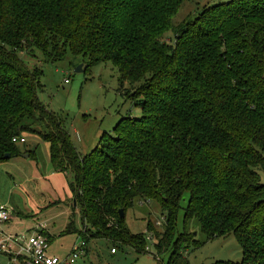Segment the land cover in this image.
Returning a JSON list of instances; mask_svg holds the SVG:
<instances>
[{
	"label": "trees",
	"instance_id": "trees-1",
	"mask_svg": "<svg viewBox=\"0 0 264 264\" xmlns=\"http://www.w3.org/2000/svg\"><path fill=\"white\" fill-rule=\"evenodd\" d=\"M183 1L0 0V161L20 154L13 136L48 142L52 170L71 175L80 215L81 227L71 221L63 233L77 231L85 243L107 238L146 253L125 212L151 199L165 217L160 231L146 223L158 264H189V249L205 243L178 230L181 208L183 223L197 220L206 240L238 241L240 261L212 264H264V0L206 3L175 23ZM35 50L50 62L70 51L84 72L110 62L141 115L122 116L79 154L39 100L40 70L22 57Z\"/></svg>",
	"mask_w": 264,
	"mask_h": 264
},
{
	"label": "rangeland",
	"instance_id": "rangeland-1",
	"mask_svg": "<svg viewBox=\"0 0 264 264\" xmlns=\"http://www.w3.org/2000/svg\"><path fill=\"white\" fill-rule=\"evenodd\" d=\"M221 1L228 0H184L176 11L174 22L188 18L197 7ZM166 36L167 43H171L172 34L168 32ZM22 57L31 69L36 72L40 70L39 100L58 114L81 155H86L101 142L103 132L112 134V129L122 116L141 115L140 106L133 104L127 96L129 83L120 82L117 67L110 62H100L84 72V61L70 51L64 58L54 62L46 61L40 50H35L32 55L24 51ZM80 65L81 69L77 71ZM23 135L26 143H18V148L24 154L0 161V203L12 211V231L21 235L38 231V228L46 229L54 234L49 242V253L59 258L65 257L71 252L73 244L82 240L77 231L63 233L66 224L71 221L76 230L81 227L79 209L73 206L67 185L71 175L52 170L46 142L32 133ZM26 150H33L34 154L25 157ZM261 178L264 180L263 172ZM183 197L182 207L187 202L186 193ZM178 212V230L185 227L194 233L196 239L205 242L197 249H189V264L242 259L241 247L232 234L206 240L198 221L191 219L184 224L182 208ZM125 214L130 232L144 233L146 253L107 238H91L86 242L83 252L75 258L74 264H158L151 255L154 251L151 244L154 241L153 231H147L146 223L150 221L154 230H162L165 217L160 205L151 199L145 202L135 199ZM147 234H150V239L146 238ZM111 248L115 252H111ZM161 259L166 261V254ZM4 261V257H0V263L5 264Z\"/></svg>",
	"mask_w": 264,
	"mask_h": 264
},
{
	"label": "built area",
	"instance_id": "built-area-1",
	"mask_svg": "<svg viewBox=\"0 0 264 264\" xmlns=\"http://www.w3.org/2000/svg\"><path fill=\"white\" fill-rule=\"evenodd\" d=\"M11 140L15 143L26 142L23 134L13 136ZM11 213L7 205L0 203V257H4L5 264H74L75 258L86 246L82 239L79 243L73 244L67 256L60 258L52 256L48 254L49 241L39 230L19 235L2 229V226L11 220ZM146 238L150 239V234H147ZM111 252H115V249L111 248Z\"/></svg>",
	"mask_w": 264,
	"mask_h": 264
},
{
	"label": "crops",
	"instance_id": "crops-1",
	"mask_svg": "<svg viewBox=\"0 0 264 264\" xmlns=\"http://www.w3.org/2000/svg\"><path fill=\"white\" fill-rule=\"evenodd\" d=\"M44 142H46V141H44ZM46 145H47V154H48V149H49V143L48 142H46ZM27 154H28V152H26ZM20 154H24V152L23 153H20ZM20 154H18V155H20ZM34 154V153H33ZM48 162H49V154H48ZM54 171V170H53ZM63 173V172H62ZM12 219V218H11ZM10 225H11V220H10V222H8V223H6L5 225H3L2 226V229L5 231V232H8V233H19V232H14V230L12 231L10 228ZM38 230H43V229H40V228H38ZM44 230H46V229H44ZM47 231V230H46ZM47 232H49V231H47ZM50 233V232H49ZM50 235L52 236V239L54 238V234H52V233H50ZM49 248H50V246H49ZM48 254H50L49 253V249H48ZM50 255H52V256H56V255H54V254H50ZM57 257V256H56Z\"/></svg>",
	"mask_w": 264,
	"mask_h": 264
},
{
	"label": "water",
	"instance_id": "water-1",
	"mask_svg": "<svg viewBox=\"0 0 264 264\" xmlns=\"http://www.w3.org/2000/svg\"><path fill=\"white\" fill-rule=\"evenodd\" d=\"M80 69H81V65H80L79 67L76 68L77 71H79ZM4 156H5V158H10V155H8V154H5ZM26 156H28L27 153L25 154V157H26ZM118 214H120L121 217H124V216H125V214H124V212H123L122 209H120V210L118 211Z\"/></svg>",
	"mask_w": 264,
	"mask_h": 264
}]
</instances>
